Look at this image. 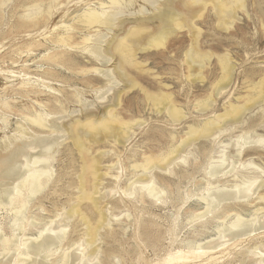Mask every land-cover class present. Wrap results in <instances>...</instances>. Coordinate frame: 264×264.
Here are the masks:
<instances>
[{
	"label": "rangeland",
	"instance_id": "rangeland-1",
	"mask_svg": "<svg viewBox=\"0 0 264 264\" xmlns=\"http://www.w3.org/2000/svg\"><path fill=\"white\" fill-rule=\"evenodd\" d=\"M39 1L6 0L7 4L0 7V99L5 96L16 110L35 104V101L30 98L14 94L20 88V81L22 79L21 75L18 74L28 73L34 77L42 75L45 77L46 75L49 78L47 82L62 92L60 91L59 93L49 88L45 89L43 85L38 86L37 84V87L33 86V88L44 92H39L33 96L41 97L40 99L43 102L51 105L57 104L58 97L65 103V106L67 105V112L58 113L60 116L55 114L56 117L52 114V118L58 119L59 123L73 124L75 119L83 121L86 114H92L93 117L98 118L104 115L109 108H114L117 114L126 121H131L132 123L143 121V124L133 127L132 131H130V138L125 144L120 143L115 145L112 143L113 141L108 143L105 141L106 139H103L101 140L102 142L98 141L93 146V154H97L95 155L96 158L101 160L99 166H102H100L99 172L104 174L110 171L111 175L103 176L100 181H103V183L99 185L98 193L95 195V198H97L96 206L98 208L94 206L93 202H82L83 211L95 225L98 224L99 220L98 209L101 208L107 215L105 217H108L105 221L107 224L102 223L105 227L102 225L99 229V239L95 243L96 245L87 246L88 251L91 253L95 248H99L98 251L96 250L98 258L103 259V262L107 264H149L150 261H155L159 256L165 255L168 249H173L174 247L175 250L184 248L189 240H198V242L202 243L212 240H216L215 243L224 241V239H218L219 233L216 231V224L221 220L214 219V213H209L205 217L195 221H190L189 219L191 218L189 216L191 215L190 217H192L194 214L203 213L207 208L205 201H202L200 198L203 194L207 193V181L213 167L214 158L224 156L226 159L224 163H220V165L225 164L224 166H226V168L223 167L225 169L222 170L221 174L234 168V170H231L224 176H228L227 179H220L221 183H225L226 181L227 184L233 178L230 177L232 173H241L246 170L240 166V159L241 161L254 159L257 163L264 166L263 145L251 142L239 154L238 146L242 142L241 140H236V137L244 132L253 136L247 142L255 139V133L264 135V102L262 103L263 108L257 105L250 111H247L243 118L244 121L237 125L239 127L223 133L220 139L224 143L212 142L210 138L200 139L196 142L195 146L190 147L192 151L187 156L186 161L175 164L170 173L159 169L153 170L158 176L160 183L171 189V192H168L166 199H164L165 203L160 204V201H158L157 204L148 196L138 201L136 198L126 196L121 191L127 188L130 179L141 176V172L135 174L133 164L135 160L137 162L142 161L144 152L147 154L152 152L156 155L167 151L171 141L175 146L183 143L188 139L187 133L190 126L198 127V125L205 122L208 118H214L215 114L225 113L231 103H237L236 105L242 104L243 99H240V96L243 97L247 94L250 85L258 83L264 77V0H241V2L246 3L244 4L246 6L237 8V11L235 10L237 18L230 17L229 14L226 16V20L233 19L234 21V26L232 25L228 29H221L218 26L221 18L212 0H198L197 4L200 2V4H207L201 10L203 15L201 17L197 16L198 18H188L187 21L190 26L177 29L175 34L169 38L165 48H152L146 51H139L137 60L140 61V65L127 67V72L130 75L127 78L125 77V80L121 79L120 82L116 80L118 82H114L115 85L117 84L116 86L114 83L112 85V83L107 81L108 78H105V75L102 73L95 71L83 73L84 69H92L94 67L104 70L109 68L115 71L114 65L117 64L115 59L105 63L104 59L97 61L98 59L96 60L93 55L84 51L81 52V49L59 48L53 45L50 40L47 41L44 38L45 36L40 35L45 28L44 26L38 29L33 26L23 25L21 16L24 10ZM42 1L49 4L52 0ZM98 1L57 0L53 15L49 19V28L53 29L56 24L57 26H61L63 23L71 24L73 22L72 18L76 13L78 14L79 11L87 8L89 4L98 6ZM212 3L214 6H212ZM141 6L147 9L146 13L148 16L151 13L153 14L154 8L151 5L144 0H136L134 8L126 12L122 17H125L126 28L129 29L139 24V20L145 17V24L149 27L148 30H156L160 26V21L151 19L148 21V16H146L144 11L143 13L137 12ZM230 11L231 9H228V12ZM130 24L132 26H129ZM193 26L197 28L195 29L196 31L193 29ZM118 31L120 32V29H116L115 33H118ZM83 36V32L74 31L75 42L82 41ZM195 37H197L196 43L199 40L197 44H193L192 42L195 41ZM37 43H41L43 46L34 47L35 50L31 52V56L27 52L21 54L20 51L18 53V48L21 45ZM191 44L198 46L197 49L200 51L212 52L214 54L210 63H208L209 65L207 64L202 67L201 64L194 63L191 67L189 66V63L186 61V52L191 49ZM63 49L69 51V56L72 58L68 66L52 65L48 61L41 59L45 54ZM223 54H228L231 57L230 62L234 65L232 82L222 94L212 97L215 100L212 101L208 109L202 110L200 107H197V103L207 98L210 92H212V86L221 73L217 56ZM11 59H14L15 63ZM20 71L22 72L20 73ZM44 71H48L50 74L47 75ZM190 71L192 76H189ZM196 71H201L206 76H204V81L196 80L199 73ZM114 73L117 75L116 72ZM133 80L140 85L127 87V85H130V81ZM88 81L91 84H88ZM76 90L80 91L82 95V103L69 102L66 98L68 96L72 98V94ZM5 93L7 94L5 95ZM163 93L172 95L173 104L182 110L184 115L182 120L174 122L169 113L166 112L167 110L160 111V106L156 107L154 104L152 105L153 101L150 102L151 99L147 98L148 94L160 97ZM117 95L120 96V103L118 105L115 104ZM1 109L0 106V113L2 112ZM16 114H9L10 123L8 127H5L0 120V141L7 135L12 136L15 132V128L18 126L17 123L21 119ZM58 135L55 136L54 133L51 136V138L59 137V142H62V146L60 145L59 149L56 148L59 151L55 153L53 161L55 181L32 202V204L41 203L44 206L45 210L40 211L37 206L32 210L35 214L41 213L43 215L42 221L46 226L47 222H49V225L55 224L50 223L51 218L55 222L63 218L65 219L67 211L75 204H78L76 196L79 195V188L77 185L80 180V174H82L81 156L72 144V139L68 138L66 134L62 135L59 133ZM173 136H175L174 140ZM112 149L113 151H111ZM75 157L77 158L75 159ZM111 165L114 166V169L112 167L109 169ZM121 165H123V169ZM117 174L121 176L116 182L114 177ZM262 181H264V177ZM115 188L118 190L116 191ZM259 192L264 194V187L258 188L256 193L248 200L238 202L239 207L236 210L247 219L255 215L257 208L264 207V200L257 198ZM99 202L101 206L98 205ZM87 205L88 207L86 208ZM242 206L245 209H242ZM58 213H63V216H59ZM65 221L63 220L61 224ZM72 221L68 227V232H72L70 234L72 241L70 242L69 252L72 250L70 253L80 254L78 242L82 238L84 240L88 239V236L84 235L86 225L84 226L82 220L77 217ZM39 226L41 227V225L28 226L27 233H29V236H38L36 228ZM146 232L148 234L145 235ZM77 240L79 241L77 242ZM172 240H175L174 245L171 244ZM253 242V245L262 244L264 248V236H258L250 242H244L242 245L237 246V248L233 245L228 247L224 245L228 251L225 250L219 256H222L223 261L227 260L228 257L236 256L238 261L234 264H241V260L244 258H246L247 262H251L252 257L245 256L243 252H246ZM94 257L95 255L93 254L92 258ZM4 258L2 259L5 262L11 259L10 264H14V257L8 255ZM38 258V261L42 260ZM79 259L74 260L75 262L72 261L70 264H78ZM222 260L220 259L221 262H223ZM96 261L98 262L97 258L89 264L97 263Z\"/></svg>",
	"mask_w": 264,
	"mask_h": 264
},
{
	"label": "bare ground",
	"instance_id": "bare-ground-1",
	"mask_svg": "<svg viewBox=\"0 0 264 264\" xmlns=\"http://www.w3.org/2000/svg\"><path fill=\"white\" fill-rule=\"evenodd\" d=\"M56 1L57 0H52L48 4L40 0L29 7L26 6L27 8L21 16L23 19V25L33 26L38 29L44 26L45 28L40 35L45 36L44 38L47 41L50 40L53 45H56L59 48L81 49V52L84 51L90 53L96 58V60L98 59L97 61L104 59L105 63L115 59L117 62V64L114 65L115 71L109 68H106L105 70L99 69V67L83 70V73H89L91 71L102 73L105 75V78H108L107 81L112 83V85L114 82H120L121 79H124L125 77L127 78V76L130 75L127 72V67L140 65V61L137 60V54L139 51H146L152 48H165L169 38L175 34L177 29H182L183 27L188 26V18L192 19L197 16L201 17L203 15L201 10L207 5L206 3L200 4L201 2L197 4L196 2L198 0H144L154 8L153 14L151 13L150 16H148L146 13L147 9H144V6H141L138 11L136 9V11L139 13H143L144 11L146 16H148V21L149 19L160 21V26L157 27L156 30H148L149 27L145 24L146 18L144 16V19L142 18L139 20V24L134 26L130 24L129 26L132 27L129 29L126 28L125 17H122L126 12H129L134 8L136 0H99L98 6H92L89 4L87 8L79 11L75 16L73 15V22L71 24L63 23L61 26H57L56 24L52 29L49 28V19L53 15ZM212 1L216 10L219 12L218 14H220L219 16L221 19L218 26H220L221 29H228L234 23L233 19L226 20L228 14L230 17L237 18L235 15V12L237 11L236 9L246 6L244 5L246 3L241 2V0ZM213 3L212 6H214ZM6 4V0H0V7H3ZM228 9H231V11L228 12ZM245 10L247 11V9ZM116 29H120V32L118 31V33H115ZM193 29L195 30L197 28L193 26ZM75 30L84 33L82 41L75 42ZM48 35H50V37H48ZM194 40L195 41H192L193 44L199 42L198 40L196 43L197 37H195ZM191 45H189V47H191ZM40 46H43V44H24L18 48V53L21 51V54L27 52V54L30 55L31 52L35 50L34 47L38 48ZM197 47L198 46L192 45L191 49L186 52V61L189 63L190 67L194 63H199L204 67L210 63L214 55L212 52L200 51ZM65 49L45 54L41 59L48 61L52 65L68 66L72 61V58L69 56L70 52ZM217 59L221 73L212 86V92H210L207 98L197 103V107H200L202 110L208 109L211 106L210 104L212 101L215 100H213L212 97L222 94L229 87L233 79L232 71L234 70V65L230 62L231 57L228 54H223L218 55ZM11 60L15 63L14 59ZM11 72L13 73L12 69ZM21 72L22 71H20V73ZM44 72H46L47 75L50 74L48 71ZM114 72H116L117 75ZM198 72L197 79H195L204 81L205 75H203L201 71ZM189 74V76H192L191 71ZM18 75H21L20 77L22 79L20 81V88L17 89L14 94L30 98L35 101V104L16 110L5 96L0 99V106L2 108L0 120L5 127H8L10 123L9 114L17 113L16 115L21 118L20 121L18 120V126L15 128L13 135H7L0 141V264L11 263V259H6L8 260L7 262L2 259L8 255L14 257V264H70L72 261L75 262L78 258H80L78 264H89L96 258L98 262L96 261L97 263L94 264H107L103 262V259L101 260L98 258L97 251L99 248H95L90 253L87 246H93V244L98 241L99 229L108 217H105L106 214L101 208L98 209L99 220L98 224L95 225L82 209V202L84 201L90 203L93 202L94 206H96L97 198H95V195L98 193L99 185L103 183V181H100L103 176L111 175L110 171L104 174L99 172L100 166H102H99L101 160L96 158L95 155L97 154H93V146L103 139H106L105 141L108 143L113 141L112 143L115 145L120 143L125 144L130 138V131H132L133 127L135 125L143 124V121H134L135 123L126 121L117 114L114 108H109L105 113L102 112L104 115H100L101 117L98 118L93 117L92 114H86L85 120L83 121L75 119L73 124L59 123L58 119L52 118V114L55 115L67 112V105L65 106V103L58 97L56 105L43 102V100L40 99L41 97H34L33 95L44 91H38L36 88H33V86L37 87V84L38 86L43 85L45 89L49 88L58 91L59 93L61 90L50 85V83L47 82L49 81V78L46 77V75L45 77L43 75L34 77L28 73ZM87 83L91 84L89 81ZM137 85L140 84L133 80L130 81V85H127V87ZM248 89L249 91L247 94L243 97L240 96V99H243L242 104L236 105L237 103H231L225 113H217L218 115L215 114L214 118H206L207 120H204L205 122L198 125V127H194L193 125L190 126L187 133L188 139L185 138L186 140L183 143H179V145L175 146L171 141L167 151L156 155L152 152L149 154L144 152L142 161L137 162V160H135V163L133 164L135 174L141 172V176L130 179L127 188L121 192H124L128 197L136 198L138 201H141L145 196H148L157 204L158 201H160V204L165 203L164 199H166L168 192H171V189H168V187L163 186V183H160L158 176L153 170L159 169L170 173L175 164L186 161L187 156L192 151L190 147L195 146L196 142L200 139L210 138L212 142L220 144L224 143L220 139L223 133L239 127L237 125L244 121L243 118L247 111H250L257 105L263 108L264 77L258 83L251 84ZM109 90L111 91V89ZM6 94L7 93H5V95ZM66 98L69 102L82 103L83 101L82 95L78 90L73 92L72 98H69V96ZM147 98L151 99L150 102L153 101L152 105L154 104L156 107L160 106V111L164 109L165 111L167 110L166 112L169 113L174 122L180 121L184 118L182 110L178 109V107L173 104L171 94L163 93L160 97L148 94ZM116 99L115 104L118 105L120 103V96L117 95ZM58 115L60 116V114ZM42 133L45 135H41ZM54 133L55 136H59V133L62 135L66 134L68 138L72 139V144L76 147L81 156V158H79L81 159L82 174H80V180L77 185L79 188V195L76 196L78 204L72 206L67 211L66 216L64 215L66 221L63 218L62 220L55 222L51 218L50 223L55 224L49 225V222H47L46 226L42 221L43 215H41V213L35 214L32 210L37 206V208L42 211L45 210L44 206H42L41 203L32 204V202L55 181L53 161L55 159V153L59 151H57L56 148L60 145L62 146V142H59V137L51 138ZM248 134L249 133L245 134L244 132L236 137V140H241L242 142V144L238 146L239 154H241L246 148V145L251 142L260 143L264 146V135L255 133V139L247 142V140L253 138L252 135ZM98 137H100V139H98ZM174 137L175 136L172 137L173 140ZM111 151H113V149ZM76 158L77 157H75V159ZM225 161L226 159L224 156H219L213 159V167L207 181V193L203 194L200 198L202 201H205L207 208L203 213L200 212V214H194L192 217H190L191 215L189 216V218H191L189 219L190 221H195L205 217L209 213H214V219L221 220L216 224V231L219 233L218 239H224V241L215 243L216 240H212L207 243H202L198 242V240H189L184 248L175 250L174 247L173 249H168V251L165 252V255L159 256L155 261H150L149 264H234L238 261L236 256L228 257V259L224 261L222 260L221 255L225 252L228 246L233 245L237 248V246L242 245L246 241L250 242L255 237L264 236V207L257 208L255 210V215L250 219L245 218L236 210L239 207V201L248 200L256 193L258 188L264 187V181H262L264 177V166L257 163L254 159L242 161L240 159V166L246 170L241 173H232L230 177L233 178L229 181L227 180V184L226 181L225 183H221L220 179H227L228 176H224H226L231 170H234V168L221 174L226 166H224L225 164L220 165V163H224ZM113 165L109 166V169L115 166ZM121 168L123 169V165H121ZM120 171L118 170V172ZM119 174L114 177L116 182L120 179L121 175ZM115 189L116 191L118 190L117 188ZM257 198L264 200V194L259 192ZM98 205H100V202ZM87 207L88 205L86 208ZM242 209H245V207L242 206ZM58 215L63 216V213H58ZM75 217L82 220L84 226L86 225V232L84 235L88 236V239L84 240V238H80V241L77 240V242L79 241V244H77L79 245L78 248H80V254L70 253L72 250L69 252L70 242L72 241V239H70V234L72 232H68V227L71 225V222H73L72 220ZM63 220L65 222L61 224ZM31 225H41V227L39 226L36 228L38 236L31 237L29 236V233H27L28 226ZM146 234L148 233L146 232L145 235ZM171 244L174 245L175 240H172ZM253 244L254 242L248 247L246 252H243L245 256L252 257V261L247 262L246 258H244L241 260V264H264L263 245ZM93 254L95 255L94 258H92ZM219 254L221 255L219 256ZM41 255H43L42 258ZM111 255L113 254L111 253ZM37 257L42 260L38 261ZM220 259L223 262H221Z\"/></svg>",
	"mask_w": 264,
	"mask_h": 264
}]
</instances>
